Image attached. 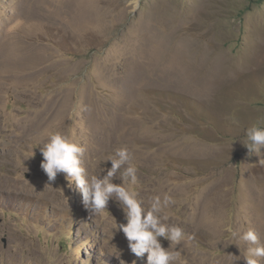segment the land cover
I'll return each mask as SVG.
<instances>
[{
	"label": "rangeland",
	"instance_id": "obj_1",
	"mask_svg": "<svg viewBox=\"0 0 264 264\" xmlns=\"http://www.w3.org/2000/svg\"><path fill=\"white\" fill-rule=\"evenodd\" d=\"M254 124L264 0H0V264H147L116 202L89 215L63 173L48 181L52 132L83 147L88 176L126 147L145 206L174 198L175 264H245L233 233L264 244V149L244 146Z\"/></svg>",
	"mask_w": 264,
	"mask_h": 264
},
{
	"label": "clouds",
	"instance_id": "obj_2",
	"mask_svg": "<svg viewBox=\"0 0 264 264\" xmlns=\"http://www.w3.org/2000/svg\"><path fill=\"white\" fill-rule=\"evenodd\" d=\"M136 7H139V0H136ZM246 137L248 143L244 146L249 154L264 149V126L252 125L246 130ZM40 152L43 157L40 167L48 181L54 182L57 175L63 173L68 186L80 193L81 203L89 215L103 214L110 200L117 203L126 221L116 222L117 227L123 232L131 253L137 258L146 254L147 264H175L180 260V252L173 246L185 239V233L181 227L166 223L168 216L165 214L175 200L165 193L163 196L151 197L148 206H145L139 194L129 187L138 182V177L132 154L126 147L118 148L108 158L111 168L103 176L86 174L81 160L83 147L61 132L50 133L40 146ZM118 172L122 181L119 184L113 182ZM233 237L248 245L243 256L245 264H259V258H264V244L260 242L256 231L248 229L242 234L233 233ZM159 238L170 242L167 249ZM239 259L237 257L234 261Z\"/></svg>",
	"mask_w": 264,
	"mask_h": 264
}]
</instances>
